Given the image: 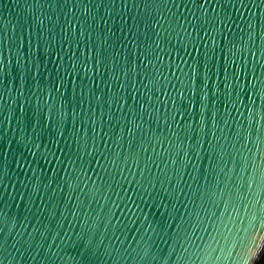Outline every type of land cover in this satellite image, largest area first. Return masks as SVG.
Returning <instances> with one entry per match:
<instances>
[{
	"label": "water",
	"instance_id": "95a60500",
	"mask_svg": "<svg viewBox=\"0 0 264 264\" xmlns=\"http://www.w3.org/2000/svg\"><path fill=\"white\" fill-rule=\"evenodd\" d=\"M264 0H0V264H256Z\"/></svg>",
	"mask_w": 264,
	"mask_h": 264
},
{
	"label": "trees",
	"instance_id": "16d2710c",
	"mask_svg": "<svg viewBox=\"0 0 264 264\" xmlns=\"http://www.w3.org/2000/svg\"><path fill=\"white\" fill-rule=\"evenodd\" d=\"M256 264H264V250L262 252L261 257L259 258V260L256 262Z\"/></svg>",
	"mask_w": 264,
	"mask_h": 264
}]
</instances>
